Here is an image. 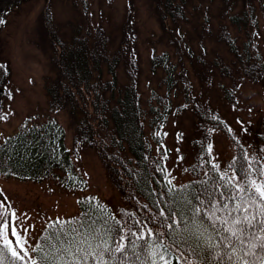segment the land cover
Segmentation results:
<instances>
[{
	"label": "trees",
	"instance_id": "trees-1",
	"mask_svg": "<svg viewBox=\"0 0 264 264\" xmlns=\"http://www.w3.org/2000/svg\"><path fill=\"white\" fill-rule=\"evenodd\" d=\"M24 1L0 0V20L3 21L0 29L6 14ZM153 1L162 31L170 44L177 48L179 63H174L166 52L151 58L152 70L164 72L163 84L167 93L156 96L158 106L150 105V127L157 130L167 122L173 109L171 92L177 95L178 89H182L186 105L192 106L202 131L201 138L195 140L197 151L188 169L193 178L185 184L174 185L169 179L165 159L155 153L146 134L145 114L137 85V34L132 17L128 16L121 27L120 41L102 26L84 31L75 27L70 37L65 39L54 29L50 12L44 11L41 21L46 33L51 35L48 43L54 72V77L46 83V92L52 110L69 112L74 128L72 152L65 146L64 129L56 120L33 125L26 122L17 132L0 141V177L31 182L56 178L65 189L85 190L88 182L76 169L72 155L78 157L81 148L89 146L96 150L110 179L133 209L116 216L98 197L88 195L80 198L76 216L53 220L44 229L34 249L33 259L38 264L44 253H48L51 259L50 249L45 247L49 243L45 238L49 235L68 232L72 228L82 233H94L96 230L91 249L87 244L77 243L76 246L88 253L95 252L98 257L96 244L104 239L114 247L119 226H124L121 233L125 236L123 242L127 245L129 240H134L137 247L126 256L116 253L110 257L105 252L103 258L108 264H144L149 255L160 251L157 242L161 239L171 250V264H210L213 254L222 256L225 251H231L226 249V242L222 240L228 233L220 227L218 217L228 219L229 226H232V217L227 213L234 205H239L240 210L232 212L233 217L243 219L245 215L255 214L257 219H264L259 215V208L264 206L260 202L248 203L247 197L241 199L240 193H236L235 201L229 199L236 192L233 186L244 182L233 180L229 173L213 167L216 164L207 148L210 142L208 127L222 130L235 144V156L228 167L236 176L241 174L245 155L249 159L252 157L226 122L197 100L186 66L189 64L200 81L204 79L211 83L216 76L229 80L228 85H220L225 98L232 103H236V92L243 79L264 82V54L257 43L259 18L256 10V3L264 9V0ZM205 37L224 45L227 52L215 53L214 57L212 53L213 58L208 61L203 43L201 51H195L190 44L195 38L203 40ZM10 75V67L0 62V117L4 113ZM259 144L261 150L264 149V117ZM250 179L257 181L262 177L253 172ZM5 199L0 189V202L4 203ZM225 204L228 208L222 210ZM213 208L218 209L214 214ZM244 208L248 209L247 213ZM197 210L198 214L194 215ZM213 223L216 227L212 226ZM107 227L112 231L102 236ZM129 228L135 236L129 235ZM160 233L164 234L162 238ZM141 236L147 239L136 238ZM80 238L77 236V242ZM145 243L148 244L147 249L141 247ZM253 243L257 248H251L248 240L242 247L258 253L260 240ZM0 246H3L1 239ZM37 248H43L44 253L36 251ZM235 254L237 257L241 255L239 247ZM65 258H68L67 254ZM245 258L260 264L255 256ZM10 259L15 260L6 251L3 264H9ZM154 259L158 260V255ZM15 264H31V261L25 257L24 261H16ZM87 264H98V261L89 255ZM213 264H220V261Z\"/></svg>",
	"mask_w": 264,
	"mask_h": 264
},
{
	"label": "rangeland",
	"instance_id": "rangeland-1",
	"mask_svg": "<svg viewBox=\"0 0 264 264\" xmlns=\"http://www.w3.org/2000/svg\"><path fill=\"white\" fill-rule=\"evenodd\" d=\"M256 4L259 18L257 43L264 54V9ZM44 11L50 12L54 29L65 39L70 37L75 27L84 31L102 26L109 35L120 41L121 27L128 16L132 17L137 34V85L145 114L146 134L155 153L165 159L170 181L174 185L190 181L193 175L188 169L197 151L195 140L201 138L202 131L192 106L186 105L182 89H178L177 95L171 92L173 109L167 122L157 130L150 127L149 107L151 104L158 106L156 96L167 93L163 84L164 72L161 69L156 72L152 70L151 58L166 52L174 63H179L177 48L170 44L162 31L153 0H26L10 10L0 29V62L11 69L6 86L4 113L0 119V141L17 132L26 122L33 125L56 120L64 129L65 146L72 152L74 128L69 112L52 110L46 92V83L54 77V72L48 43L51 35L46 33L41 21ZM214 11L217 12L216 9ZM201 43L207 49L208 61L215 53L227 52L224 45L208 40V37L203 40L195 38L190 44H193L195 51H201ZM186 66L197 100L226 122L236 139L246 147L250 157L261 155L259 139L264 117V82L243 79L236 92V103H232L225 98L220 85H228L229 80L215 77L214 74V82H206L204 79L200 81L189 64ZM208 130L213 163L232 178L235 177L233 169L228 167L235 156V144L222 130L210 126ZM72 157L76 169L88 182L85 190L65 189L56 178L31 182L0 177V189L6 198L3 204L9 217L11 211L16 212L19 218L16 223L22 225L18 231L25 237V247L32 259L35 246L46 226L53 220L76 216L79 213V200L84 196L98 197L116 216H122L133 209L110 179L94 148L83 146L79 156ZM261 182H264V177L257 179V183ZM25 228L27 232H24ZM8 237L15 247L11 224ZM0 239L3 242V238Z\"/></svg>",
	"mask_w": 264,
	"mask_h": 264
},
{
	"label": "snow or ice",
	"instance_id": "snow-or-ice-1",
	"mask_svg": "<svg viewBox=\"0 0 264 264\" xmlns=\"http://www.w3.org/2000/svg\"><path fill=\"white\" fill-rule=\"evenodd\" d=\"M0 23H3L0 20ZM2 118V117H0ZM208 151L211 152V145L207 146ZM264 152V149L261 150ZM245 163L241 166V174L240 176H235L233 179L237 181H243V184L234 185L236 192L232 193L229 197L231 201H235L237 199L236 193H240L241 199L247 197L248 203H256L260 202L264 205V182L257 183L255 179H250V176L253 172H256L258 176L264 177V155L261 156H254L251 159L245 155L244 157ZM214 168H218L217 165H213ZM231 167V166H230ZM224 176L221 177L223 179ZM170 183V181H169ZM231 183V181H228ZM244 185H247L245 187ZM10 207V206H9ZM228 205L225 204L222 210H226ZM218 209L213 208V214ZM239 205H234L231 211H228L227 215L232 217V226H229L228 219L217 218L220 223V227L222 230L228 235L223 236L222 240L226 242V249H231V251H225L222 256H217L213 254V259L210 264H213L214 261L219 260L220 264H255V261H248L245 257L246 256H255L259 261L260 264H264V219H257L255 214H248L241 219L239 216H232V212L239 211ZM243 211L245 213L248 212L247 208H244ZM163 215V211L160 213ZM198 214L197 212L194 215ZM259 215L264 217V206L259 208ZM11 218V219H10ZM9 218V213L5 208L4 204L0 202V237L3 238V246H0V264H3V258L5 252H10L11 257L15 258V260L9 261V264H15L16 261H24L25 257H29V252L25 247L27 243L25 237H22L20 232L18 231V227L22 225H17L16 221L19 219L16 215L15 211H11ZM255 221V222H253ZM71 223V222H65ZM107 222L105 221V224ZM119 225V221L116 222ZM137 224L139 221L136 222ZM186 223V222H185ZM11 224V235L15 237L16 246H13V242L8 237V230ZM243 225V226H240ZM213 227H216V224L213 223ZM240 226V227H237ZM166 227H171V225H166ZM96 230H94L95 233ZM112 229L107 227L104 229V232L101 235H106L110 233ZM124 231V226H119L116 229V233L118 236V240H115L114 247L110 245L107 240L101 239L99 243L96 244L95 248L99 251V256H95V252L88 253L85 252L83 248L76 246L78 243L79 245L87 244L88 248L91 249L93 246L91 244V240L95 239L94 233H82L78 229L72 228L69 229L68 232H60L54 233L52 235L47 236L45 239L49 242L45 245L48 247L51 252V259L49 258L48 253H44L43 248H37L36 251L44 253L39 260V264H87L89 255H93L94 259L98 261V264H108V261L104 260V253L108 252L110 257L115 256L116 253H124L126 256L128 252L133 251L136 249L137 245L135 244L134 240H129L128 244L126 245L123 241L125 240V236L121 235ZM24 232H27V229H24ZM130 236H135V233L128 229ZM72 233H77V235H72ZM151 235V232H149ZM160 237H163V233L159 234ZM63 236V239H62ZM71 236V239L68 237ZM77 236L81 238L77 242ZM138 239H147L143 236L136 237ZM257 239L260 240L258 246V253L256 251H249L242 247L245 244V240H248L251 248H257V245L253 243ZM55 243H52V242ZM160 251L158 253H152L148 256L145 260L144 264H171V257L169 256L170 248L162 242V239L157 242ZM67 245V247H65ZM142 248L147 249L148 244L145 243L141 245ZM199 247V245L197 246ZM240 248L241 255L236 256V249ZM19 249V250H18ZM102 249V250H101ZM23 252V255H21ZM65 254H67V259L65 258ZM82 254V255H78ZM159 257V259H154L155 256ZM31 264H38L36 259L30 258ZM123 260V257L121 258Z\"/></svg>",
	"mask_w": 264,
	"mask_h": 264
}]
</instances>
